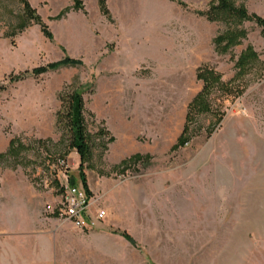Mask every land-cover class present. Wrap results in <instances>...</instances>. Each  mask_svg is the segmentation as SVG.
Instances as JSON below:
<instances>
[{"label": "rangeland", "instance_id": "1", "mask_svg": "<svg viewBox=\"0 0 264 264\" xmlns=\"http://www.w3.org/2000/svg\"><path fill=\"white\" fill-rule=\"evenodd\" d=\"M26 1L51 38L20 0H0V264H264L260 27L244 22L247 38L221 53L224 25L201 14L209 0H105L110 18L98 0ZM248 44L258 60L230 94L212 93V111L178 144L202 87L196 69L207 64L229 82ZM66 57L81 64L31 74ZM73 81L87 90L88 129L108 132L83 169L91 210L106 211L88 228L59 213L56 160L82 186L79 157L55 122L58 93ZM12 138L26 146L16 156L6 154Z\"/></svg>", "mask_w": 264, "mask_h": 264}, {"label": "trees", "instance_id": "2", "mask_svg": "<svg viewBox=\"0 0 264 264\" xmlns=\"http://www.w3.org/2000/svg\"><path fill=\"white\" fill-rule=\"evenodd\" d=\"M24 7L27 20L34 19L43 27L45 34L51 38V33L42 24L40 17L35 10L30 6L26 0H20ZM99 8L102 14L110 18L109 10L105 4V0H98ZM201 14L211 22H219L224 25V29L218 33L214 39L215 48L221 53L232 51L235 46L242 44L247 38V30L244 27V22L254 21L261 29L264 35V18L256 13H250L244 3L238 0H209L207 8L201 11ZM258 53L248 44L234 59V67L236 69L235 76L229 81L224 82L222 75L214 68L207 64H202L196 69V78L202 82L201 89L193 96L187 104L185 122L180 136L178 137V144L183 143L184 137L187 135L190 124L195 118L203 113L212 111L210 96L215 90L226 94L232 92L231 84L238 78L247 73L248 69L258 60ZM80 60L72 58H63L58 62L48 63L44 66H39L31 71L33 76H38L44 72L56 69L61 65H78ZM29 72L25 70L18 74H10L9 83L23 80ZM5 86L0 83V91L4 90ZM87 92L79 82L73 81L64 85L58 93L60 107L55 115V122L57 128L62 132L67 146L74 149L79 157V177L82 187L87 191L88 196H91L86 182L84 173V166L90 165L93 150L95 147V137H102L108 132L101 128L95 133L88 129L86 116L89 114L85 106L84 95ZM112 138L108 139V142ZM103 149H106V144H102ZM26 146L18 139H10L6 154L10 156L18 155ZM4 154H0L3 157ZM134 158L137 156H133ZM72 182V181H71ZM73 185V182L71 183ZM122 235L130 241L135 243L134 239L126 232Z\"/></svg>", "mask_w": 264, "mask_h": 264}, {"label": "built area", "instance_id": "3", "mask_svg": "<svg viewBox=\"0 0 264 264\" xmlns=\"http://www.w3.org/2000/svg\"><path fill=\"white\" fill-rule=\"evenodd\" d=\"M55 168L60 174V216L77 228H88L103 219L106 215L104 209L91 210L92 197L82 186L72 185L68 181L69 176L66 159L56 160Z\"/></svg>", "mask_w": 264, "mask_h": 264}, {"label": "crops", "instance_id": "4", "mask_svg": "<svg viewBox=\"0 0 264 264\" xmlns=\"http://www.w3.org/2000/svg\"><path fill=\"white\" fill-rule=\"evenodd\" d=\"M251 4L245 3L250 13H256L264 18V0H250Z\"/></svg>", "mask_w": 264, "mask_h": 264}]
</instances>
